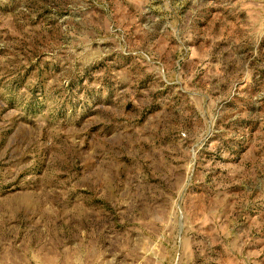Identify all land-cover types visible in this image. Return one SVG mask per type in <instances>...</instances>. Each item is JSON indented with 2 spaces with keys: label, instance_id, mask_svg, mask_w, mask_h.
<instances>
[{
  "label": "rangeland",
  "instance_id": "374dc122",
  "mask_svg": "<svg viewBox=\"0 0 264 264\" xmlns=\"http://www.w3.org/2000/svg\"><path fill=\"white\" fill-rule=\"evenodd\" d=\"M0 264H264V0H0Z\"/></svg>",
  "mask_w": 264,
  "mask_h": 264
}]
</instances>
